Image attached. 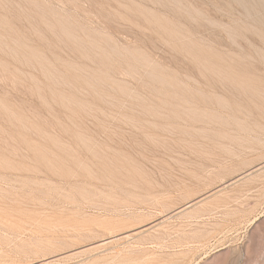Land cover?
I'll return each instance as SVG.
<instances>
[{"label": "rangeland", "instance_id": "374dc122", "mask_svg": "<svg viewBox=\"0 0 264 264\" xmlns=\"http://www.w3.org/2000/svg\"><path fill=\"white\" fill-rule=\"evenodd\" d=\"M0 264H264V0H0Z\"/></svg>", "mask_w": 264, "mask_h": 264}]
</instances>
